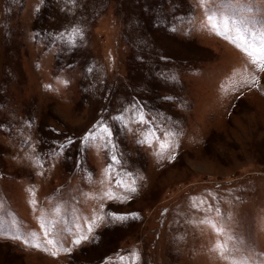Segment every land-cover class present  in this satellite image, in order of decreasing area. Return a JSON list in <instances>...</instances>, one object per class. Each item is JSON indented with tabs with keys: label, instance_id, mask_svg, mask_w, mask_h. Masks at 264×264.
I'll use <instances>...</instances> for the list:
<instances>
[{
	"label": "rangeland",
	"instance_id": "374dc122",
	"mask_svg": "<svg viewBox=\"0 0 264 264\" xmlns=\"http://www.w3.org/2000/svg\"><path fill=\"white\" fill-rule=\"evenodd\" d=\"M0 264H264V0H0Z\"/></svg>",
	"mask_w": 264,
	"mask_h": 264
},
{
	"label": "snow or ice",
	"instance_id": "6c2138e0",
	"mask_svg": "<svg viewBox=\"0 0 264 264\" xmlns=\"http://www.w3.org/2000/svg\"><path fill=\"white\" fill-rule=\"evenodd\" d=\"M71 2H74V0H71ZM79 33H78V30H76V29H73V33H72V35H78ZM103 131L104 132H107V129L106 128H104L103 129ZM84 139L85 140H89L90 139V137H88V136H86V137H84ZM70 143H71V141H69ZM113 160L115 161L116 160V157L115 156H113ZM129 191H131V192H135L136 191V189H135V187H131L130 189H129ZM109 215H113V219H115V220H124V219H127V217L126 216H121V215H114V214H109ZM104 219V217L103 216H97L96 217V220L97 221H102ZM94 223H95V221H93ZM49 231H51V229H49ZM91 231V228H89V232ZM16 238H19V237H16ZM88 239V236L87 235H84V234H80V235H77L74 239H73V244L74 245H80L81 243H82V241H84V240H87ZM46 243L48 244V245H55L56 247H58V248H61L62 247V244H61V240H60V238H59V234H56V236L54 237V238H50V239H48L47 241H46ZM34 246H36V247H39V244H37V245H34ZM63 251H70L69 249H62ZM225 251H226V249H225ZM56 253H53V255H55Z\"/></svg>",
	"mask_w": 264,
	"mask_h": 264
}]
</instances>
